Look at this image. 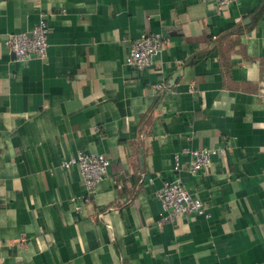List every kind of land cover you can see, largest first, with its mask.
I'll return each instance as SVG.
<instances>
[{
  "label": "crops",
  "instance_id": "1",
  "mask_svg": "<svg viewBox=\"0 0 264 264\" xmlns=\"http://www.w3.org/2000/svg\"><path fill=\"white\" fill-rule=\"evenodd\" d=\"M42 18L48 57L22 64L4 41ZM143 33L168 38L145 72L126 65ZM262 92L264 0H0V264H264ZM82 150L110 161L86 199L62 167ZM174 182L209 217L167 220Z\"/></svg>",
  "mask_w": 264,
  "mask_h": 264
},
{
  "label": "built area",
  "instance_id": "2",
  "mask_svg": "<svg viewBox=\"0 0 264 264\" xmlns=\"http://www.w3.org/2000/svg\"><path fill=\"white\" fill-rule=\"evenodd\" d=\"M204 3L214 4L217 14L223 12L237 0H202ZM49 25L47 18H42L30 31L10 34L4 41L5 48L11 52L16 60L27 64L32 60H45L48 57ZM167 37L160 33H143L130 44L126 56V65L132 69L145 72L155 64L156 56L164 49ZM162 89V85L154 86ZM264 101V92L260 94ZM230 149V142H224V146L212 148H199L187 150L191 156L188 170L194 175H208L212 166V158L216 155H225ZM175 170L180 169L179 156H176ZM78 166L82 176L86 195L83 199L95 195L97 187L108 177L110 161L102 154L88 151H79L68 159H64L62 167L70 170ZM164 210L167 220H175L178 217H192L204 215L209 217L205 202L196 198L187 188L180 183L165 184L156 194Z\"/></svg>",
  "mask_w": 264,
  "mask_h": 264
}]
</instances>
